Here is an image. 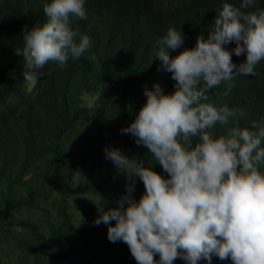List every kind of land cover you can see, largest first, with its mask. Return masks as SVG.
Returning a JSON list of instances; mask_svg holds the SVG:
<instances>
[{"label":"trees","instance_id":"trees-1","mask_svg":"<svg viewBox=\"0 0 264 264\" xmlns=\"http://www.w3.org/2000/svg\"><path fill=\"white\" fill-rule=\"evenodd\" d=\"M44 2L0 0V264H136L125 243L107 239V225L93 224L98 207H117L130 183L103 150L151 159L119 130L133 121L145 88L158 82L166 93L175 90L171 74L158 71L157 41L174 27L185 42L172 55L193 47L225 0H86L87 19L74 18L72 26L89 36V49L64 68L49 62L29 83L16 50L26 31L46 21ZM255 7L264 8V0ZM232 60L240 64L246 56ZM231 83L227 96L223 82L210 90L209 102L236 109L232 126L264 120V60L255 75H236ZM224 130L217 124L218 134ZM77 170L85 178L72 189L67 182ZM143 192L137 178L133 195L138 200ZM212 264L232 262L214 257Z\"/></svg>","mask_w":264,"mask_h":264},{"label":"clouds","instance_id":"clouds-1","mask_svg":"<svg viewBox=\"0 0 264 264\" xmlns=\"http://www.w3.org/2000/svg\"><path fill=\"white\" fill-rule=\"evenodd\" d=\"M85 2L45 0L46 21L26 31L24 47L16 50L24 57L26 82L36 80L49 62L64 68L89 49V36L72 26L74 18L87 19ZM255 5L256 0H239L238 6L225 0L207 37L199 35L193 47L176 55L185 36L169 27L155 57L175 90L166 93L158 82L145 88L146 100L119 130L146 147L151 159L146 163L111 146L103 150L130 183L117 207H98L93 224L107 225V239L125 243L136 264H174L177 258L212 264L214 257L264 264V120L232 126L236 109L209 102L210 90L223 82L227 96L234 76L255 75L264 60V8ZM233 42L234 48L225 47ZM233 55L246 60L237 64ZM217 124L223 133H217ZM72 173L67 184L77 189L85 177ZM137 178L144 186L138 200ZM77 196L89 199L86 192Z\"/></svg>","mask_w":264,"mask_h":264}]
</instances>
